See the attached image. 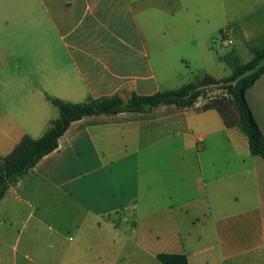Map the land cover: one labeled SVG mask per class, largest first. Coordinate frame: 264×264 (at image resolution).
Listing matches in <instances>:
<instances>
[{
    "label": "crops",
    "instance_id": "0c3cea01",
    "mask_svg": "<svg viewBox=\"0 0 264 264\" xmlns=\"http://www.w3.org/2000/svg\"><path fill=\"white\" fill-rule=\"evenodd\" d=\"M141 1L0 0V26L40 34L36 77L0 68V157L56 119L48 97L172 90L159 84L137 19L127 20ZM254 23L241 38L264 40V20ZM226 28L230 37L238 26ZM51 39L65 65L51 56ZM2 53L10 64L20 57ZM245 99L264 134V73ZM160 253L188 264H264V159L215 110L83 117L0 200V264H161Z\"/></svg>",
    "mask_w": 264,
    "mask_h": 264
},
{
    "label": "rangeland",
    "instance_id": "374dc122",
    "mask_svg": "<svg viewBox=\"0 0 264 264\" xmlns=\"http://www.w3.org/2000/svg\"><path fill=\"white\" fill-rule=\"evenodd\" d=\"M132 6L127 20L133 16L137 19L159 84L169 89L203 75L216 80L226 78L231 74L222 60L227 53L234 52L240 61L247 62L251 59L249 47H264V40H256L254 35L241 38V29L250 31L252 23L264 20V0H142ZM233 25L239 29L230 34L232 42L222 45L220 31ZM47 35L52 38L53 30L47 29ZM8 36L15 39L10 42ZM39 36L36 28L0 26V68H27L31 77H36L32 72L38 66ZM50 41L46 45L53 51L51 56L56 53L57 60L65 65L64 50L56 39ZM5 49L10 55L20 56L15 64H10L9 56L2 53ZM2 76L0 73V79ZM222 98L221 93L215 94V99ZM50 107L57 119V109Z\"/></svg>",
    "mask_w": 264,
    "mask_h": 264
},
{
    "label": "trees",
    "instance_id": "16d2710c",
    "mask_svg": "<svg viewBox=\"0 0 264 264\" xmlns=\"http://www.w3.org/2000/svg\"><path fill=\"white\" fill-rule=\"evenodd\" d=\"M248 51L251 59L245 63L234 52L227 53L222 60L231 69V74L219 80L205 75L177 89L147 96L132 93L127 100L114 95L70 103L48 97L50 104L58 111V118L50 121L41 137L33 139L23 136L8 155L0 157V200L18 177L29 172L42 157L57 148L59 138L72 122L94 115L142 113L162 105L188 108L199 96L214 87L225 89L228 98L213 99L200 110H215L226 128L235 127L246 137L249 153L264 159V134L245 99L246 90L264 73V47H249ZM156 258L161 264H188L183 254L160 253Z\"/></svg>",
    "mask_w": 264,
    "mask_h": 264
},
{
    "label": "built area",
    "instance_id": "2783aa9c",
    "mask_svg": "<svg viewBox=\"0 0 264 264\" xmlns=\"http://www.w3.org/2000/svg\"><path fill=\"white\" fill-rule=\"evenodd\" d=\"M220 34L222 37V45H226L232 42L231 39L229 38L227 28H223L220 31ZM218 92L221 93L223 97L228 98V94L225 89L214 87L212 90L206 92L205 95L199 96L195 101V103L192 105V107L201 109L205 104L215 99V94Z\"/></svg>",
    "mask_w": 264,
    "mask_h": 264
}]
</instances>
